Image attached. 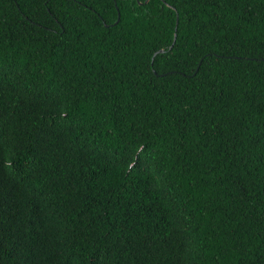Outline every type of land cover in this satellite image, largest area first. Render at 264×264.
<instances>
[{
  "label": "trees",
  "instance_id": "16d2710c",
  "mask_svg": "<svg viewBox=\"0 0 264 264\" xmlns=\"http://www.w3.org/2000/svg\"><path fill=\"white\" fill-rule=\"evenodd\" d=\"M0 264H264V0H0Z\"/></svg>",
  "mask_w": 264,
  "mask_h": 264
},
{
  "label": "water",
  "instance_id": "95a60500",
  "mask_svg": "<svg viewBox=\"0 0 264 264\" xmlns=\"http://www.w3.org/2000/svg\"><path fill=\"white\" fill-rule=\"evenodd\" d=\"M144 2H147V0H144ZM118 20V12H117V17H116V20H115V22ZM162 51V49H158L157 50V52H161Z\"/></svg>",
  "mask_w": 264,
  "mask_h": 264
}]
</instances>
